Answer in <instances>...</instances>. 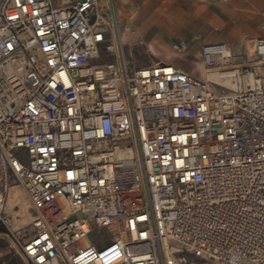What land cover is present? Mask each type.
Masks as SVG:
<instances>
[{"label":"built area","instance_id":"1","mask_svg":"<svg viewBox=\"0 0 264 264\" xmlns=\"http://www.w3.org/2000/svg\"><path fill=\"white\" fill-rule=\"evenodd\" d=\"M201 60L235 89L132 65L114 0H0V222L27 264H264V37Z\"/></svg>","mask_w":264,"mask_h":264},{"label":"crops","instance_id":"2","mask_svg":"<svg viewBox=\"0 0 264 264\" xmlns=\"http://www.w3.org/2000/svg\"><path fill=\"white\" fill-rule=\"evenodd\" d=\"M114 1L120 16L139 19V28L146 29L141 35L147 37L144 42L151 51L158 48L169 53L170 43H184L197 45L201 51L206 45L227 44L239 53L264 37V0ZM30 222L27 219L20 225Z\"/></svg>","mask_w":264,"mask_h":264},{"label":"rangeland","instance_id":"3","mask_svg":"<svg viewBox=\"0 0 264 264\" xmlns=\"http://www.w3.org/2000/svg\"><path fill=\"white\" fill-rule=\"evenodd\" d=\"M115 5V1H114ZM116 10V9H115ZM117 22H118V30L120 35V40L122 42V46L125 52V58L131 62L132 65L136 66H151L157 63H166L174 65L186 72L192 73L200 78L203 82H205L206 76L203 75V69L205 66L203 65L200 55L199 46H187L186 52H176L173 50V46L169 44V53L165 51H160L155 49L151 51L148 46L145 48H141L138 46V42L143 40L147 43L148 39L146 36H142L141 33L146 29L139 28V19H131L120 16L116 12ZM130 37V39H128ZM203 67V68H202ZM25 197L28 199L25 192H23ZM25 198V202L27 203ZM25 208V207H24ZM7 209V208H6ZM15 211L19 210V206L14 208ZM28 212L30 215V202L28 205ZM24 214H26V209L24 210ZM11 217V226L14 229H19L27 226L28 224L22 226L20 223L22 222L21 218L15 217L16 214L9 213ZM31 221V216L29 218ZM26 221V220H25ZM190 262L194 264H199L198 260L189 259ZM0 264H27L24 259L18 254V252L14 248V244L7 236L6 227L0 222Z\"/></svg>","mask_w":264,"mask_h":264},{"label":"bare ground","instance_id":"4","mask_svg":"<svg viewBox=\"0 0 264 264\" xmlns=\"http://www.w3.org/2000/svg\"><path fill=\"white\" fill-rule=\"evenodd\" d=\"M204 65V64H203ZM205 66V65H204ZM203 68V67H202ZM203 75L206 76L205 84L209 86L211 89L216 90L218 93L222 94H229V89H235V86L229 82V80L225 79L229 75L228 73H220L217 71L209 70L206 66L203 69ZM247 82H251L252 78L247 77ZM114 156L117 158V160H123L121 165L123 167V174H130L133 167V161L132 159L136 156L134 151L128 150V149H118ZM24 191L21 188H13L11 191L8 200H7V213L16 214L15 217H20L22 220L25 221L30 218L29 212H28V205H29V199H27L23 193ZM25 198L27 203L25 202ZM16 206H19V210L15 211L14 208ZM25 207V208H24ZM26 209V214H24V210Z\"/></svg>","mask_w":264,"mask_h":264}]
</instances>
